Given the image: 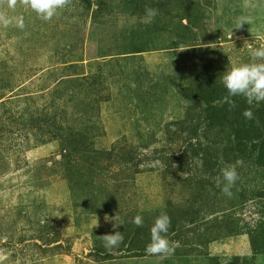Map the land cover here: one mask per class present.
Wrapping results in <instances>:
<instances>
[{
    "label": "rangeland",
    "instance_id": "rangeland-1",
    "mask_svg": "<svg viewBox=\"0 0 264 264\" xmlns=\"http://www.w3.org/2000/svg\"><path fill=\"white\" fill-rule=\"evenodd\" d=\"M0 17V264H264V102L251 106L260 146L226 162L216 147L237 146L238 119L210 129L182 97L191 72L221 80L251 62L264 0H68L50 20L0 0ZM144 24L175 28L178 49L171 35L126 54L119 29ZM229 166L230 197L217 187ZM162 213L166 258L145 252ZM114 231L123 243L106 249Z\"/></svg>",
    "mask_w": 264,
    "mask_h": 264
},
{
    "label": "clouds",
    "instance_id": "clouds-1",
    "mask_svg": "<svg viewBox=\"0 0 264 264\" xmlns=\"http://www.w3.org/2000/svg\"><path fill=\"white\" fill-rule=\"evenodd\" d=\"M68 0H25V4L35 11L44 20H50L55 15L57 9L63 8ZM16 0H8V7L14 8ZM158 15V10L155 8H146L144 23L150 24ZM0 21L5 26L9 20L5 17H0ZM245 23H249L248 17L241 16L236 19L235 28H241ZM19 26L23 27V22L19 21ZM251 62L233 66L227 70L221 78V83L227 90L225 101L232 106H235L233 97H243L246 103L250 106L245 109L243 116L247 120L254 118L252 105H259L264 102V44L258 48L250 49ZM226 54V53H225ZM222 179H217V187L221 191L231 196V188L235 185L239 176L235 166L225 167L221 170ZM137 227L143 226V218L136 216L132 221ZM171 226V219L167 213H162L151 227V242L146 246L145 252L153 256H167L175 253V245L170 243L166 238V234ZM104 247L106 249L118 248L123 243V235L119 231H114L112 234L102 236Z\"/></svg>",
    "mask_w": 264,
    "mask_h": 264
},
{
    "label": "trees",
    "instance_id": "trees-1",
    "mask_svg": "<svg viewBox=\"0 0 264 264\" xmlns=\"http://www.w3.org/2000/svg\"><path fill=\"white\" fill-rule=\"evenodd\" d=\"M188 20H190V17ZM162 27L163 28H159L153 24L152 28L150 29L149 26L144 24L143 26H138L135 29H132L131 27L129 30H126L127 32L123 29H119L120 32L118 35L121 36L122 40L127 37L126 39L128 40V45L130 47L128 50L129 53L126 54H134L133 57H137L135 60H140L145 53L147 54L153 51L152 49L159 45L160 41H166L167 39L171 38V35L174 36V39L170 40L169 47L166 50L178 49V43L175 40L177 35L175 28L170 29L168 28L167 24ZM174 27L180 29L177 26ZM180 27L183 28L181 25ZM118 45L123 48L121 50L126 51V49L122 46V42H120ZM196 74L192 72L190 73L188 79L190 80V87L186 86L187 89L182 91L184 94L182 97L186 101L184 103L188 104L189 109L196 111L195 117H198L197 120L199 122L203 121V123H205V125L210 129L215 127L222 129L226 123L232 124L233 119H238L234 122L233 126L236 130H234V132L230 131L231 134L229 133V135H233V139L237 142V146H225L222 148L216 147L218 150L217 154L221 155L223 161H230V158L232 157L233 160L231 162H236V159L234 160V156L236 154H240L241 152L245 151L253 153L254 143L260 146V127L254 123V118L252 120H247L243 116L244 110L247 109V107L244 105L245 99L243 97L231 98L234 100L235 106L230 105L224 100V105L230 106L232 110L230 112V119H225L226 113L219 109L220 106L218 104L213 105L217 98H225L227 96V90L224 88L222 83H220L221 80L214 79L216 77L213 75L212 79L210 77L208 78V74L205 72ZM175 83L178 84V82ZM177 92H179V90H177ZM162 104L163 102L161 100V105ZM211 158V155H207L206 152L204 153L203 159L208 167L213 164V158ZM219 158L218 156L214 158L216 159L217 165L219 164Z\"/></svg>",
    "mask_w": 264,
    "mask_h": 264
}]
</instances>
